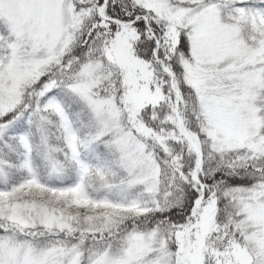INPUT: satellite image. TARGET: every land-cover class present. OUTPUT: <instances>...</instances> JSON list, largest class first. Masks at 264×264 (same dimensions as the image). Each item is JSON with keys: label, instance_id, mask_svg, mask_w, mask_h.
<instances>
[{"label": "snow or ice", "instance_id": "1", "mask_svg": "<svg viewBox=\"0 0 264 264\" xmlns=\"http://www.w3.org/2000/svg\"><path fill=\"white\" fill-rule=\"evenodd\" d=\"M0 264H264V0H0Z\"/></svg>", "mask_w": 264, "mask_h": 264}]
</instances>
